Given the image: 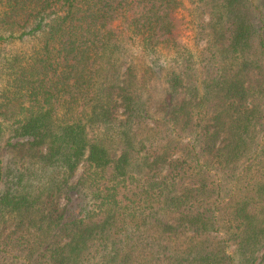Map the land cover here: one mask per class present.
Returning a JSON list of instances; mask_svg holds the SVG:
<instances>
[{
  "label": "trees",
  "instance_id": "trees-1",
  "mask_svg": "<svg viewBox=\"0 0 264 264\" xmlns=\"http://www.w3.org/2000/svg\"><path fill=\"white\" fill-rule=\"evenodd\" d=\"M0 26V264H264V0H0Z\"/></svg>",
  "mask_w": 264,
  "mask_h": 264
},
{
  "label": "rangeland",
  "instance_id": "rangeland-1",
  "mask_svg": "<svg viewBox=\"0 0 264 264\" xmlns=\"http://www.w3.org/2000/svg\"><path fill=\"white\" fill-rule=\"evenodd\" d=\"M81 1V0H80ZM260 2L261 0H256ZM186 13L184 11L179 12V17L186 18ZM190 17L183 21L184 23V31H183V41L188 44L189 48L194 52L197 51V47L195 45V38H194V26L189 24ZM2 33L1 26H0V34ZM31 45L23 46L20 42H12L6 47V52L9 53H16L20 51H27ZM0 89H2V81H0ZM167 94V87L164 80L156 79L155 82L152 84V95H153V109L157 110L161 103L164 101ZM8 140V136H4L2 143L0 145V157L3 158L4 163L12 160L13 156H16V153L12 152V149H9L6 145ZM80 172L76 174L73 181L76 182L79 177Z\"/></svg>",
  "mask_w": 264,
  "mask_h": 264
}]
</instances>
